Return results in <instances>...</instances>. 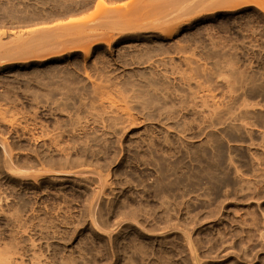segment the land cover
I'll return each instance as SVG.
<instances>
[{
	"label": "rangeland",
	"instance_id": "obj_1",
	"mask_svg": "<svg viewBox=\"0 0 264 264\" xmlns=\"http://www.w3.org/2000/svg\"><path fill=\"white\" fill-rule=\"evenodd\" d=\"M262 9L0 0L13 264H264ZM170 20L188 24L163 38Z\"/></svg>",
	"mask_w": 264,
	"mask_h": 264
},
{
	"label": "bare ground",
	"instance_id": "obj_2",
	"mask_svg": "<svg viewBox=\"0 0 264 264\" xmlns=\"http://www.w3.org/2000/svg\"><path fill=\"white\" fill-rule=\"evenodd\" d=\"M263 11V13H264V9H262ZM177 19L178 18H174V20H176L177 21ZM189 20H191L190 18H189ZM176 21H167L165 24H164V26L161 28V37H163V38H170V37H172L173 35H175V34H177L178 32H179V30L181 29V26L183 27V26H185V25H187L188 23L187 22H184L183 23V21L181 22V21H178V22H181V23H178V22H176ZM189 22H191V21H189ZM183 23V24H182ZM87 43L85 44V46H84V48H83V53H84V56H88L92 51H93V49H94V47H95V44H96V42L95 41H93L92 39H88L87 41H86ZM14 239H16V238H14ZM13 239V241H16V240H14ZM12 241V240H11ZM17 243L19 244V242L17 241ZM16 243V245L18 246V244ZM14 242H13V245L10 243V245H11V247H13L14 246ZM5 246V245H4ZM3 247V246H2ZM9 248L10 246H9V244H8V246H5V247H3V249L1 250L0 249V264H13L12 262H14V260L15 259H12V258H10L11 256L10 255H6V254H9V251H12V249L11 250H6L5 248ZM17 248V247H16ZM15 247H14V252H17V251H19V250H17ZM17 251H16V250ZM19 249V248H18ZM5 250V252H7L8 251V253H6V254H4L2 251H4ZM11 253H13V252H11ZM14 254V253H13ZM17 254V253H16ZM6 255V256H5ZM12 255V254H11ZM7 256H9V257H7ZM16 255L14 254V256L12 255V257H15ZM17 259V258H16ZM15 263V262H14Z\"/></svg>",
	"mask_w": 264,
	"mask_h": 264
}]
</instances>
